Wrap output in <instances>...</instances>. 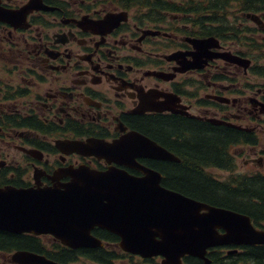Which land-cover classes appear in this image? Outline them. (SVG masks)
I'll return each mask as SVG.
<instances>
[{
    "label": "flooded vegetation",
    "instance_id": "af4514ba",
    "mask_svg": "<svg viewBox=\"0 0 264 264\" xmlns=\"http://www.w3.org/2000/svg\"><path fill=\"white\" fill-rule=\"evenodd\" d=\"M28 1L0 0V6L17 10ZM34 1L40 7L28 12L17 26L0 21V187L50 186L59 169L81 166L98 171L115 167L142 176L141 170L131 166L135 162L146 167L152 162H181L174 148L181 145L178 136L183 122L215 124L210 119H219L232 124L223 125L250 131L256 129L250 123L264 121V88L245 81L251 66L219 56L230 52L246 58L240 54L244 50L235 48L234 40L203 34L199 25L187 20L190 15L152 10V4L162 2L155 0L143 4L128 0ZM238 13L237 25L247 30L258 49L263 48L264 39L259 44L255 36L264 32V7ZM247 13L256 15V20ZM209 37L218 45L197 58L195 62L202 67L191 66L194 47L190 40ZM154 124L161 125L159 133ZM166 128H174L178 134ZM132 132L154 141L179 161L134 156V152L106 159L64 146L66 141L89 140L112 144ZM263 159L259 154L248 160L260 164ZM69 179L61 176L57 181ZM13 234L24 235L39 246L20 250L55 262L52 255L96 248H69L47 234ZM101 240V247H118L119 240ZM243 246L216 247L235 253ZM75 259L68 264L85 258ZM0 264L17 263L0 251Z\"/></svg>",
    "mask_w": 264,
    "mask_h": 264
},
{
    "label": "water",
    "instance_id": "95a60500",
    "mask_svg": "<svg viewBox=\"0 0 264 264\" xmlns=\"http://www.w3.org/2000/svg\"><path fill=\"white\" fill-rule=\"evenodd\" d=\"M35 2L30 0L17 10L0 6V21L17 26L28 12L40 7ZM246 16L256 20L254 14ZM190 41L194 51L189 64L202 67V63L195 61L209 47H216L217 40L209 37ZM219 56L250 65V59L230 52ZM210 120L232 125L219 119ZM124 137L112 144L89 140L66 141L64 146L106 159L134 152V156L179 161L174 154L137 132ZM27 153L33 154V151L27 150ZM131 166L143 175H131L115 167L98 171L81 166L59 169L55 172L58 175L52 177L56 181L50 186L0 187V230L48 234L64 246L80 248L102 246L101 239L92 234L95 228H102L119 238L118 246L123 251L142 258L161 257L160 264H182L184 256L196 257L208 264V248L264 245V228L254 226L250 216L166 188L161 184L160 172L136 162ZM61 176L70 179L58 182ZM10 259L17 264H61L28 250L12 252Z\"/></svg>",
    "mask_w": 264,
    "mask_h": 264
},
{
    "label": "trees",
    "instance_id": "16d2710c",
    "mask_svg": "<svg viewBox=\"0 0 264 264\" xmlns=\"http://www.w3.org/2000/svg\"><path fill=\"white\" fill-rule=\"evenodd\" d=\"M140 2L148 0H128ZM154 1V0H152ZM151 6L172 12H180L190 15L187 20L199 25L203 34H214L216 37L234 40L238 45H244L245 50L241 55L248 56L260 46L255 45L247 30L242 29L236 22H231L226 16L231 3L235 2L237 12L258 11L264 7V0H155ZM163 1H181V3H168ZM145 6H148L146 4ZM237 17H239L237 15ZM213 22V27L211 23ZM230 24V25H229ZM247 34H246V33ZM264 49V42L263 48ZM259 51V50H256ZM254 64L250 67V73L254 76L264 78V65L258 64L256 54L250 55ZM248 57V58H249ZM181 145L174 148L180 156L178 164H167L163 162H152L149 167L162 173L161 184L169 189L180 192L196 200L208 204L228 208L250 216L254 226L264 228V174L231 176L228 180H220L211 177L205 171L206 168L230 170L234 167L230 148L235 145L255 146L258 144L257 135L254 130H243L223 124H209L197 122L191 125L189 122L182 123ZM158 131L161 127L154 124ZM166 131L175 132L174 128H166ZM93 235L117 243L119 238L113 233L95 228ZM20 234L0 231V251L12 253L20 249H33L37 241ZM36 245V246H35ZM119 248V247H118ZM224 247L208 249L207 257L210 264H264V245H244L241 251L234 254L220 256L219 251ZM34 250V249H33ZM81 256L100 264H114L118 259L132 257L131 254L120 250H110L107 247L80 248L60 255L51 257L62 263L68 264ZM156 258L143 259L144 262L154 263ZM185 264H204L203 260L185 256Z\"/></svg>",
    "mask_w": 264,
    "mask_h": 264
},
{
    "label": "rangeland",
    "instance_id": "374dc122",
    "mask_svg": "<svg viewBox=\"0 0 264 264\" xmlns=\"http://www.w3.org/2000/svg\"><path fill=\"white\" fill-rule=\"evenodd\" d=\"M231 5L232 7L230 8V11L226 16H228L229 21L237 22L239 20L236 19L235 15H239V13L237 12L238 8L236 7L235 2L231 3ZM249 36L251 35L249 34ZM255 37L257 39L256 42L259 43L258 42L259 40L264 39V32L256 33ZM227 44H231V43L227 42ZM231 46L233 45L231 44ZM235 48H241L245 50L244 45L237 44ZM254 50L255 51H252L250 55L256 54L258 57V64L264 65V49L261 48V49H254ZM256 50H259V51H256ZM250 55H248L247 57H249ZM250 59H251V64L253 65L254 61L252 60V58ZM245 81L246 83L257 84L258 87L264 88V78L252 75L250 73V69H248V73L245 75ZM258 121L260 122V124L252 122L250 123L251 126H249V127H253V126L256 127L254 131L257 135L258 144L255 146L245 145V147H235V148L231 147L230 153L234 161V167L230 169L229 171L221 170V169H210V170L205 169V171L209 173L210 176H213L214 178H218L222 181L224 180L226 181L231 176L236 177L237 175L238 176L239 175H253V174H259V173L264 174V159L262 160V162H260V164L255 163V162H250V160H248L249 158H255V159L258 158L259 154L264 156V154L261 153V151L264 150V121H260V120ZM107 249L118 250L119 248L116 246V244H111L107 247ZM3 253H6V252H3ZM7 254H10V253H7ZM230 254H234V253L233 252L226 253L225 249H223L220 253V256L224 257ZM143 259L144 258H140L139 255L131 257V258L126 256L125 259H118L117 261H115L114 264H160V261H161V257L156 258L154 263L144 262ZM73 264H100V263L94 262L92 260H87V259H79L77 262ZM208 264H210V262Z\"/></svg>",
    "mask_w": 264,
    "mask_h": 264
},
{
    "label": "bare ground",
    "instance_id": "6f19581e",
    "mask_svg": "<svg viewBox=\"0 0 264 264\" xmlns=\"http://www.w3.org/2000/svg\"><path fill=\"white\" fill-rule=\"evenodd\" d=\"M125 138V137H124Z\"/></svg>",
    "mask_w": 264,
    "mask_h": 264
}]
</instances>
